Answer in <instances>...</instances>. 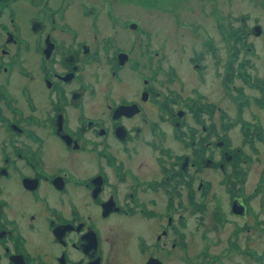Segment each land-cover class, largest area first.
Instances as JSON below:
<instances>
[{
	"label": "flooded vegetation",
	"instance_id": "flooded-vegetation-1",
	"mask_svg": "<svg viewBox=\"0 0 264 264\" xmlns=\"http://www.w3.org/2000/svg\"><path fill=\"white\" fill-rule=\"evenodd\" d=\"M0 1V16L9 12L0 20V264L190 263L193 237L206 238L199 197H216V170L226 181L238 171L214 220L227 224L225 210L247 218L240 164L249 166L246 147L264 142V124L244 117L241 145L232 146L231 113L200 101L201 56L221 60L205 29L204 48L185 56L188 71L184 59L168 61L165 42L158 50L136 38L139 24L111 0H27L32 16L22 23L20 0ZM80 28L90 42L76 39ZM255 74L248 95L264 108V75ZM223 89L232 102V88Z\"/></svg>",
	"mask_w": 264,
	"mask_h": 264
},
{
	"label": "rangeland",
	"instance_id": "rangeland-1",
	"mask_svg": "<svg viewBox=\"0 0 264 264\" xmlns=\"http://www.w3.org/2000/svg\"><path fill=\"white\" fill-rule=\"evenodd\" d=\"M38 1L42 2L43 0ZM54 1L49 0L48 4L52 6ZM19 2V6L14 8L15 15L22 23L32 16L30 10H33V5L27 0ZM112 2L113 5H111ZM2 4L3 1H0V7ZM106 5L109 6V4ZM110 6L124 13L125 18H132L139 24L137 29L140 30H137L136 38L143 37V39L150 40L151 48L161 49L160 45L165 42L168 61L171 62L184 59L186 64L189 63L185 57L186 54H192L194 48L201 50L204 48L203 37L198 30L204 31L205 29L214 40L215 50L221 56V60L215 61L214 56L207 50L203 53L204 56H201V60L206 64L207 82L199 84L200 92L206 96H201L200 101L205 102L210 99L216 101L219 107L217 115H222L221 112L225 108L231 113L229 114L234 126L232 130H228V133L232 136V146L241 145L240 126L244 117L250 119L257 117L264 124V108L255 105L248 95L256 90H253L254 84L256 85V82L253 84L255 81L253 72H257L258 77L264 75V0H111ZM8 16L9 12H3L0 20L8 21ZM80 20L84 23V29L88 30L89 24L84 21V17L80 16ZM256 25L261 28L259 33L254 31ZM80 29L82 30H78V32L80 31L81 34L78 33L76 39H85L90 42L92 39L90 35L93 33L87 32L83 28ZM107 30L108 28L104 31L107 32ZM132 31L130 29V32ZM125 38L127 35L123 39ZM120 44L122 45V42ZM125 45L127 47L128 44ZM230 57L233 69L231 73H225L227 70L226 61L231 60ZM187 68L189 71L188 64ZM247 76L249 77L246 78ZM160 79L161 77H159ZM224 83L232 88V102L223 89ZM243 88L244 90H242ZM184 94L193 96L192 91L188 88ZM243 100L245 101L244 105H242ZM190 117L189 114L187 118L191 120ZM169 143H172L171 138ZM257 144L258 148L254 151L246 147L251 156L249 162L247 161L249 166H246V161L242 165L240 164L245 172L241 191L243 196H247L252 212L247 215V218L239 219L230 211L225 210L226 218L229 221L227 224H223L224 229L220 230L223 225L216 222L213 215L214 209H216V200L220 199L223 204L225 203L224 208L227 209L224 189H229L228 181L234 180L233 173L238 170L236 168L229 169L228 181L224 178L226 177L224 174L216 170L217 177L214 187L216 193L224 199H221L217 194L214 197L212 191L199 197L208 204L205 212V219L208 222L200 225L199 228L206 238L200 237L196 233L192 239L194 245L188 256L192 262L189 263L185 260L184 264H199V262L193 261L197 260L194 258V254L202 255L203 253H206L208 258L207 262L203 264H264V142ZM231 186V188H235L232 184ZM225 193L227 194V190ZM229 194L231 195L230 191ZM213 223L219 224V230L211 229ZM241 226L248 230L244 229L235 238L233 233L240 231L238 229ZM204 228L207 229V232L204 231ZM188 231L195 232L192 227ZM237 249L239 251H236ZM198 258L201 259V256Z\"/></svg>",
	"mask_w": 264,
	"mask_h": 264
},
{
	"label": "water",
	"instance_id": "water-1",
	"mask_svg": "<svg viewBox=\"0 0 264 264\" xmlns=\"http://www.w3.org/2000/svg\"><path fill=\"white\" fill-rule=\"evenodd\" d=\"M260 26L259 25H256L254 26V31H256V33H259L260 32Z\"/></svg>",
	"mask_w": 264,
	"mask_h": 264
}]
</instances>
